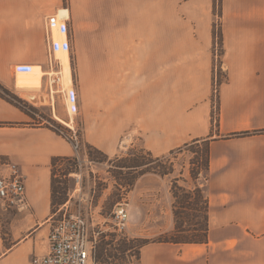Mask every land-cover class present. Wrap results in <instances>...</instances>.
<instances>
[{"label": "crops", "instance_id": "0c3cea01", "mask_svg": "<svg viewBox=\"0 0 264 264\" xmlns=\"http://www.w3.org/2000/svg\"><path fill=\"white\" fill-rule=\"evenodd\" d=\"M214 4L215 0H0L4 89L38 106L52 105L47 77L42 75L35 88L22 87L20 80L29 72L16 71V66L50 72L52 61L59 62L54 24L68 15L79 110L69 113L61 94L64 107L54 117L71 127L81 118L87 126L90 108L107 105L106 117L93 119L97 123L88 137L106 153L114 152L118 128L123 133L135 123L139 130L157 127L158 132L144 138L153 154L198 138L207 142L208 241L147 243L140 249V264H264V0L222 1L226 77L216 90L215 104ZM175 11L176 134L169 135L160 130L163 112L154 106L160 100L150 98L148 91L157 86L159 75L164 85V45L173 40L165 36V18ZM150 105L155 108L151 115ZM50 118L52 113L31 114L0 93V174L10 162L18 164L26 178L27 201L25 208L17 209L6 208L0 200V264H31L34 254L49 251L56 214L52 160L76 155L72 142L47 123ZM243 132L248 134L237 135Z\"/></svg>", "mask_w": 264, "mask_h": 264}, {"label": "rangeland", "instance_id": "374dc122", "mask_svg": "<svg viewBox=\"0 0 264 264\" xmlns=\"http://www.w3.org/2000/svg\"><path fill=\"white\" fill-rule=\"evenodd\" d=\"M167 1V0H166ZM222 1L215 0L213 18L214 26V69H213V89L212 98L215 104L216 94L220 83L226 77V69L223 66L222 54ZM168 12V10H166ZM164 33L166 38H172L165 42L166 67L164 74V85L160 86V80L152 90L149 89V97L159 99V106L162 109L161 131L166 134H176V11L168 16L166 13ZM69 45L70 63H74L75 49L71 35H67ZM172 55V56H171ZM171 56V57H168ZM59 61L62 59L58 58ZM73 84L66 87L76 88V74L73 73ZM153 79H150L151 82ZM152 86V84H150ZM56 88V86H55ZM61 92H54L51 106H38L33 102L22 98L36 108L38 115L48 117L53 114L47 123L59 125L69 136L74 134L64 122L54 117L58 109H63L64 103ZM18 96V95H17ZM20 97V96H19ZM163 99V101H162ZM43 105V104H42ZM157 106V107H156ZM149 114L153 110L152 105L148 107ZM154 108V109H155ZM108 113L107 105L88 111L91 119L90 124L84 125L81 118L75 119V128L80 141V151L74 155L76 162L62 161L54 168L56 190L55 216L54 221L70 211H82L87 217L90 227V239L94 245V252L90 264H140V246L145 241L158 240L161 237L188 236L191 230L189 217L193 212L190 210L181 212L180 221L183 223L182 229H176V216L173 205L175 197L173 194L174 184L185 189L195 191L194 197L206 196L205 177L206 171L203 169L207 154V144L198 138L191 143H186L180 147H175L164 154H152L161 157L149 167L138 170H127L117 167L116 157H132L128 154L130 149L145 155L149 150L145 148L144 138L150 134H155L157 127L139 130L132 124L123 133L118 128L116 147L114 152L106 153L102 148L94 144L88 137L93 135L94 118L106 117ZM96 118V119H97ZM161 118V117H160ZM39 119V118H38ZM37 119V120H38ZM156 123V122H155ZM154 123V124H155ZM103 127L105 123H100ZM163 127V130H162ZM147 157V154H146ZM131 159V158H130ZM153 167H156L154 170ZM71 170V172H69ZM119 172V177L115 174ZM123 172V173H120ZM66 173V174H65ZM150 175V176H148ZM120 182L125 183L121 186ZM130 184V185H129ZM180 195L181 191L177 190ZM129 203V219L127 227L119 231L115 226L114 209L118 202ZM180 207V206H179ZM174 223L172 229H168ZM54 224V223H53Z\"/></svg>", "mask_w": 264, "mask_h": 264}, {"label": "built area", "instance_id": "2783aa9c", "mask_svg": "<svg viewBox=\"0 0 264 264\" xmlns=\"http://www.w3.org/2000/svg\"><path fill=\"white\" fill-rule=\"evenodd\" d=\"M68 18V15L60 18V29L67 35L69 30ZM57 64L52 61L51 71L44 72L43 75L47 77V86L50 88V92L54 94V92L60 91L65 98L69 113L75 114L79 110L77 91L72 85L73 96L71 97L69 88L63 83L64 71L60 69V61ZM28 67L31 66L18 64L16 71H26ZM68 127L74 134L69 136L63 129L60 132L72 142L75 153L78 154L80 141L76 128ZM7 168L8 170L5 173L0 174V200L6 208L23 209L27 204L25 175L16 163L10 162ZM128 205L129 203L126 201L118 202L113 211L114 224L119 231H123L127 227L129 219ZM93 252L94 245L90 239V227L87 217L80 210L68 212L67 209L63 217L54 221L49 234V251L43 255L34 254L31 264H90Z\"/></svg>", "mask_w": 264, "mask_h": 264}, {"label": "trees", "instance_id": "16d2710c", "mask_svg": "<svg viewBox=\"0 0 264 264\" xmlns=\"http://www.w3.org/2000/svg\"><path fill=\"white\" fill-rule=\"evenodd\" d=\"M221 39H222V45H223V36H221ZM0 93L6 96L9 100L14 102L15 104L26 109L31 114L36 112V108L34 106H32L27 101L22 100L21 97L10 92L9 90L4 89L1 85H0ZM52 127L56 129V131H58L59 133H61L60 130L63 128L59 125H52ZM245 134H248V132H243L237 135H245ZM128 154L131 155L132 157H128V158L123 157V156L116 157L115 161L119 163L117 167L120 168V170L127 169L131 171V170H138L141 168L143 169L145 167H149L156 160H160L162 158V156L155 157V159L151 160L150 158H153L154 155L150 151H147L145 155H142L144 153L139 154L134 149H130L128 151ZM146 154H147V157H146ZM72 160L76 162V158L74 156H70V157L69 156L68 157L57 156V157H54L52 160L53 174H54V177H53V203L54 204L56 203V190L54 187V180H55L54 179L55 178L54 168L56 165H58L62 161H72ZM209 160H210V152H209V146H208L205 165L203 166V169L206 171V173L209 171ZM155 168L156 167H153L154 170H156ZM69 172H71V170ZM120 173H123V172H120ZM115 177L116 178L119 177V172L115 174ZM120 184L121 186H125V183L120 182ZM177 190H180L182 195H180ZM196 190L200 191L199 188H196L195 191H193L190 189H185L183 187H180L177 184H174V187H173V194L175 197V203L173 205V208H174V214L177 218L176 229L181 230L183 226V223H181L180 221L181 212L178 211L179 208L184 209V211L190 210L191 212H193L192 215L189 217L190 226H191V230L193 234L190 237L170 236V237H161L158 240H154V241H145L141 244L140 249L142 246L150 242L204 243L208 241L209 207H210L209 200H208L207 195L200 196V197H194L196 194Z\"/></svg>", "mask_w": 264, "mask_h": 264}, {"label": "bare ground", "instance_id": "6f19581e", "mask_svg": "<svg viewBox=\"0 0 264 264\" xmlns=\"http://www.w3.org/2000/svg\"><path fill=\"white\" fill-rule=\"evenodd\" d=\"M60 24H61V19H58V21L54 24L55 53H56L58 58L62 59V64L64 66V79L66 81V84L70 85L73 83V80H72L71 66H70L68 38L65 37V32H63L60 29ZM26 71L29 72L27 74L28 76L25 79L20 80L19 85H21L22 87H26V88H33V87L35 88L37 85H39L40 80H41V76L43 75V73L40 71V68H37L36 70H34L31 67L30 68L28 67ZM70 89H71V87H70ZM70 89H69V91H70V95L72 97L73 92H72V89L71 90ZM25 95L31 99H37V95L34 93H27L26 92Z\"/></svg>", "mask_w": 264, "mask_h": 264}]
</instances>
